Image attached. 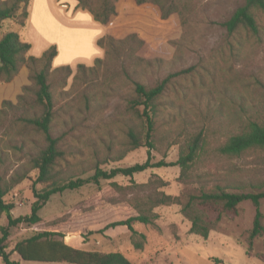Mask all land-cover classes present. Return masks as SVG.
<instances>
[{
	"label": "rangeland",
	"instance_id": "rangeland-1",
	"mask_svg": "<svg viewBox=\"0 0 264 264\" xmlns=\"http://www.w3.org/2000/svg\"><path fill=\"white\" fill-rule=\"evenodd\" d=\"M131 1L120 0L117 3V13L106 29L115 36L137 32L146 40L141 53L163 59L147 69L140 80L153 85L170 73L192 67L188 73L172 77L174 84L167 98H173L176 103L166 108L161 115L159 130L163 139L151 150V161L163 159L174 162L179 153L178 144L173 143L176 139L198 131L207 134L206 150L192 164L187 182L179 178L178 165L135 173L133 181L145 183L154 174L168 183L161 188L165 193L186 200L189 194H195L201 188L213 191L217 186H228L230 190H235L231 187L264 179V149L240 156L222 155L216 150L227 137L240 132L243 121L251 119L264 124L261 89L264 83V11H255V19L260 28L257 38L245 28L228 34L222 26V22L244 0H172L178 9L167 18L160 16L155 5H134ZM163 1L167 5L171 0ZM101 29L104 31L103 36L106 29ZM5 30L17 31L21 39L27 41L24 33H20L21 26L16 18L2 23L0 33ZM78 30L74 35L45 33L47 37L58 40L59 48L56 47L57 55L52 69L61 65H71L73 69L64 88L68 92L56 91L60 106L75 97L83 85L79 73L75 85L70 89L73 76L77 73V64L91 66L95 58L104 55L97 41L96 46L92 43L95 29L89 32ZM33 55L37 56L36 49ZM30 74V69L22 66L10 82H0V109L4 100L17 103L18 96L24 94L23 87L31 85ZM127 90L125 84L115 94L108 93L96 117L90 123H83L74 132V136L68 138V143L76 151V161L85 160L83 166L91 165L93 149L106 151L107 144L97 137L100 135L106 139L103 131L108 125L113 126L114 135L119 134L114 119L124 105ZM77 109L78 105L71 106L68 111L81 120L83 110L78 112ZM11 113L7 111L0 122V149L6 164L13 170L21 163L18 161L20 153L6 149L4 142L8 136L27 139L29 134L27 130L21 129L19 123H13L14 116ZM147 156L146 147L142 146L128 152L121 160L102 164V167L107 169L143 163ZM36 174L37 170L31 171L28 178L4 196L5 201L14 204V216L29 213L30 204L34 200L31 184ZM114 180L122 185L130 183L129 178L121 175ZM118 196L108 181H102L100 187L87 184L76 190L52 195L39 211V223H22L11 228L5 242L9 258L20 264H69L25 261L14 250L19 240L36 231H59L65 237L74 236L67 239L64 237L74 247L99 252L118 251L133 264H264V236L254 238L250 247L248 243L255 212L249 200L240 202L235 214L222 213L218 221L216 210L210 208L205 211L212 227L207 239L190 232V219L181 212L180 205H159L154 208L157 218L153 224H133L135 230L145 236L141 248H137L126 226L96 232L111 221L136 214L126 201H110ZM260 210L264 215V199L260 200ZM5 224L6 218L1 214L0 227ZM137 240L140 239L137 237ZM216 258L222 263H216ZM0 264H4L1 256Z\"/></svg>",
	"mask_w": 264,
	"mask_h": 264
},
{
	"label": "trees",
	"instance_id": "trees-1",
	"mask_svg": "<svg viewBox=\"0 0 264 264\" xmlns=\"http://www.w3.org/2000/svg\"><path fill=\"white\" fill-rule=\"evenodd\" d=\"M76 1L77 7L88 10L96 21L107 28L117 13V3L120 0ZM29 2L30 0H0V26L5 20L13 18H16L20 26H24L28 17ZM131 2L134 5L149 3L155 5L162 18H167L178 9L172 0L167 5L163 0ZM255 11H264V0H244L243 4L222 22V26L228 34L245 28L254 37L259 38L260 28L255 19ZM97 44L104 50L103 57L95 58L91 66L77 64V73L73 76L70 89L75 85L79 73L83 85L75 97L60 106L56 91L68 92L64 88L73 69L71 65H61L52 69V61L57 54L56 46L51 45L40 56H34L29 53L30 43L22 40L18 32L5 30L0 33V82H10L22 66H27L31 71V85L23 87L24 94L18 96L17 103L4 100L0 109V122L3 116L7 115V111H11V115L14 116L13 123H19L21 129L27 130L29 134L27 139L8 136L4 142L6 149L20 153L18 161L21 163L15 169L12 170L9 164H6L0 149V215L3 214L6 218V224L0 227V256L4 264H20L11 260L5 250V242L11 228L22 223L27 225L39 223L41 221L39 211L52 195L76 190L87 184L100 187L102 181H108L119 195L111 198V202L126 201L134 208L136 214L111 221L96 232L126 226L137 248H141L145 236L137 232L133 224H153L157 218L154 208L159 205H180L181 212L190 219V232L207 239L212 227L205 216V211L210 208L216 210L218 221L222 213L235 214L239 203L249 200L255 209L248 235L249 247L254 238L264 236V215L260 210V200L264 199V179L231 187L235 190H230L228 186H217L213 191L201 188L197 193L189 194L186 200L165 193L161 188L168 183L154 174L145 183L133 181L132 176L135 173L150 168L178 165L179 178L187 182L191 176L192 164L206 150L207 134L198 131L186 134L173 142L179 146L176 161L166 162L163 159L151 161V150L163 139L159 130L161 115L166 108L176 103L173 98H167L174 84L172 77L188 73L192 67L170 73L155 84L148 85L140 80V76L163 59L141 53L146 46V40L142 36L137 32H128L122 36L107 32L97 39ZM125 84L128 90L124 105L114 119L119 134L114 135L113 126L108 125L103 131L106 139L100 135L97 137L102 143L107 144L106 151L93 149L91 165L83 166L85 160L76 161L74 155L76 151H73L71 144L68 143V138L74 136L79 126L86 122L90 123L96 117L102 110L99 106H102L108 93L115 94ZM261 89L264 98V83L261 84ZM77 105L78 112L83 110L81 120L68 111V108ZM142 146L146 147L148 155L143 163L107 169L102 167V164L121 160L128 152ZM261 149H264V124L251 119L243 121L240 132L230 135L216 148L220 154L227 156H240ZM33 170H37V174L31 184L34 200L30 204V211L24 215L14 216L12 213L14 204L5 201L4 196L28 178ZM118 175L129 178L130 183L127 185L118 183L114 180ZM246 187L250 190L245 191ZM64 237L65 235L59 231H36L31 236L19 240L14 250L25 261L133 264L121 252L84 250L67 243ZM72 237L74 236H67L65 239ZM137 237L141 241L137 240ZM214 261L222 263L217 258Z\"/></svg>",
	"mask_w": 264,
	"mask_h": 264
},
{
	"label": "crops",
	"instance_id": "crops-1",
	"mask_svg": "<svg viewBox=\"0 0 264 264\" xmlns=\"http://www.w3.org/2000/svg\"><path fill=\"white\" fill-rule=\"evenodd\" d=\"M100 26L106 29L104 25L94 20L88 10L77 7L76 0H30L28 17L25 25L21 26L20 33L23 32L26 42L30 43V54L33 55L36 49L37 56H40V51L46 50L53 44L59 48L58 40L47 37L45 33L63 32L74 35L79 32L78 29L88 32L90 29H95L92 43L96 46L98 37L104 33Z\"/></svg>",
	"mask_w": 264,
	"mask_h": 264
}]
</instances>
